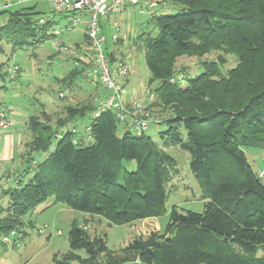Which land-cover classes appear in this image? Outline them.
I'll return each mask as SVG.
<instances>
[{
    "label": "trees",
    "instance_id": "16d2710c",
    "mask_svg": "<svg viewBox=\"0 0 264 264\" xmlns=\"http://www.w3.org/2000/svg\"><path fill=\"white\" fill-rule=\"evenodd\" d=\"M164 5L152 11L140 36L149 81L157 82L154 91L161 99L182 100L191 93L194 104L183 105L163 120L167 127L158 132L160 142L146 133L148 126L137 133L132 117L121 121L113 109L97 114L96 104L80 112L70 108L72 116L56 125L31 116L33 137L25 172L37 164L35 155L47 154V159L37 164L39 169L29 179L18 174L13 185L4 187L0 175V189L9 196L7 207L0 204V242L4 244L12 230L22 229V216L47 201L97 213L118 224L159 214L166 208L178 171L177 159L166 147L180 146L190 154V168L204 200L202 211L173 206L164 232L137 236L119 253L107 246L105 238L92 237L73 222L70 251L55 254L54 264H264V180L245 151L264 149V69L255 79L256 69L264 66V0H166ZM5 12L0 53L5 43L13 49L38 46L56 35L54 18L42 17L35 5L0 11ZM223 48L246 55L245 82L251 87L256 82L239 106L202 100L224 82H239L235 70L228 78L222 74L226 58L202 61V72L193 77H181L175 69L183 53L204 56ZM107 54L116 61L113 51ZM3 63L0 75L5 78ZM88 67L75 58L62 82L74 84L85 77ZM90 112L88 141L67 125ZM54 142L55 148L48 152ZM80 250H85V257Z\"/></svg>",
    "mask_w": 264,
    "mask_h": 264
},
{
    "label": "rangeland",
    "instance_id": "374dc122",
    "mask_svg": "<svg viewBox=\"0 0 264 264\" xmlns=\"http://www.w3.org/2000/svg\"><path fill=\"white\" fill-rule=\"evenodd\" d=\"M165 1L138 0L137 4L129 3L120 14L100 18L103 34L107 38L106 52L113 51L116 61L121 60L130 67L128 76L122 82L123 107L133 113L134 109H138L136 114L139 118L146 119L145 121L151 120L146 133L158 142H160L158 132L167 127L163 120L174 112L180 111L183 105H193L196 100L191 93L182 96V100L179 97V99L163 100L154 91L157 82L149 81L151 73L146 64L145 46L140 36L141 32L147 29V20L152 11L165 6ZM33 5L42 17L54 18L55 23L52 30L62 29L64 32L38 46L30 45L13 49L11 44L5 43L4 53H0V62H4L2 73L14 63L20 66L14 76H9L7 73V76L3 78L0 75V114L6 113L10 124L6 128L0 127V130L14 128L19 124L17 120L26 121L23 141L18 143L15 156L11 154V159H9L12 161L9 160L6 166L0 169L1 183L4 187L13 185L18 174H21L25 180L29 179L39 169L40 166L37 164L47 159V154H34L37 164L25 172L28 165L26 154L33 137L29 128L31 116H35L42 122L56 125L72 116V112H69L70 108L80 112V109L93 104L100 105L111 94V91L102 83L87 79L86 73H84V78L82 77L72 85L68 84L69 86L61 80L74 67L75 58L83 56L90 48V43L86 39L90 13L88 11L58 13L46 0L17 5L10 9L15 10ZM7 17L8 12L0 13V22L6 20ZM114 35L116 39H113ZM54 43H59L60 46H54ZM219 56L226 58L225 64L221 66L222 74L228 78L235 70L239 82L235 81L236 83L232 84L224 82L212 93L204 96L202 100L239 106L243 95L249 92L256 83L253 81L251 87L245 82L242 71L244 61L248 60L245 54L231 52L226 48L212 49L204 56L183 53L177 57L175 69L181 77H193L202 72V61H217ZM261 69H264V66L260 65L256 69V80L261 76ZM182 87L186 88L187 83L182 82ZM133 90L132 99L127 98V92ZM175 100L181 101L180 106ZM44 113L49 116V120H46ZM92 116L93 113L90 112L83 119L75 122L76 124L67 126L75 127L79 136H85V139L89 141L91 136L88 135L89 127L87 126ZM135 130L137 133L142 131L137 125H135ZM54 148L55 142L48 152ZM166 150L176 157L178 171L171 181L170 195L164 211L131 223L118 224L110 223L97 213L79 211L62 202L54 204L50 201L43 202L36 209L21 217L24 222L22 229L11 231L13 241L3 238L4 244L0 242V264H54L55 254L62 256L70 251L69 231L73 222L84 226L92 237L105 238L107 246L119 253L137 236L148 237L152 232H164L173 206L180 211L188 209L202 211L204 200L198 179L190 168V154L180 146H167ZM245 151L254 171L258 174L264 171V149L246 148ZM124 164L133 165L126 161ZM7 171L18 173L13 172V176L9 178L3 174ZM8 198L9 196L3 194L0 189V204L7 207ZM79 253L86 256L85 250H80ZM73 264L78 263L73 262Z\"/></svg>",
    "mask_w": 264,
    "mask_h": 264
},
{
    "label": "built area",
    "instance_id": "2783aa9c",
    "mask_svg": "<svg viewBox=\"0 0 264 264\" xmlns=\"http://www.w3.org/2000/svg\"><path fill=\"white\" fill-rule=\"evenodd\" d=\"M42 0H0V11L9 9L13 6L27 4L31 2L38 3ZM49 1L54 11L58 13H68L75 11H88L90 13V23L87 34L89 36L90 48L80 56L79 59L88 63L89 67L86 72L87 79L102 83L105 88L111 91L107 99L99 105L97 114L106 109L116 111L118 118L124 121L127 117H132L138 129L145 130L148 126L146 119L137 116L138 109L127 111L123 107V80L128 76L130 67L123 61H112L108 56L106 49L107 38L103 34L100 24L101 16L122 13L127 5L137 4L138 0H46ZM154 5V4H153ZM78 20V19H76ZM41 21H44L41 20ZM117 24V23H115ZM54 34L59 35L64 32L62 29H54ZM116 39V36H113ZM54 43V46H60ZM86 55V56H85ZM79 64V62H77ZM20 69L19 64H12L7 70L9 76H14ZM0 127L6 128L9 124L6 113L0 114ZM91 138V137H90ZM259 177H264V171H261ZM14 232V231H13ZM12 232V233H13ZM5 240L11 241V235L4 237Z\"/></svg>",
    "mask_w": 264,
    "mask_h": 264
},
{
    "label": "crops",
    "instance_id": "0c3cea01",
    "mask_svg": "<svg viewBox=\"0 0 264 264\" xmlns=\"http://www.w3.org/2000/svg\"><path fill=\"white\" fill-rule=\"evenodd\" d=\"M133 92H134V90L132 92H127L128 94L126 97L127 98L129 97V99H132V97L134 95ZM21 121H22V123H21ZM23 121L24 120H17L16 122L19 124L15 125V127L12 129L0 130V169L2 166H6L7 162L11 159L10 158L11 154L13 155V157L15 156V153L18 150V149L16 150V147H18L17 146L18 143L23 141L22 138L25 134V126H26V123H25L26 121H24V122ZM10 161H12V160H10ZM13 167H14V165H13ZM13 172L15 173V171H13ZM12 173H11V171H7V173L4 172L3 174L9 176V178H10L11 176H13ZM16 173H18V172H16ZM0 175H1V173H0Z\"/></svg>",
    "mask_w": 264,
    "mask_h": 264
},
{
    "label": "bare ground",
    "instance_id": "6f19581e",
    "mask_svg": "<svg viewBox=\"0 0 264 264\" xmlns=\"http://www.w3.org/2000/svg\"><path fill=\"white\" fill-rule=\"evenodd\" d=\"M87 64V63H86Z\"/></svg>",
    "mask_w": 264,
    "mask_h": 264
}]
</instances>
